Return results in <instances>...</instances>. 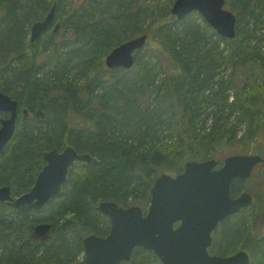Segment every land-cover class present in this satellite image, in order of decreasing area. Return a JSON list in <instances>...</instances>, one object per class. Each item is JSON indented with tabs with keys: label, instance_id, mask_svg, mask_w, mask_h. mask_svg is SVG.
<instances>
[{
	"label": "trees",
	"instance_id": "trees-1",
	"mask_svg": "<svg viewBox=\"0 0 264 264\" xmlns=\"http://www.w3.org/2000/svg\"><path fill=\"white\" fill-rule=\"evenodd\" d=\"M228 1L237 15L233 39L197 11L178 19L173 0H0V90L19 101L16 132L0 154V186L14 196L29 191L52 149L70 145L93 157L71 166L41 210L0 201V264H78L83 239L110 231L101 201L148 206L161 173L182 172L190 160L220 163L234 142L242 149L261 142L264 0ZM54 3V25L31 41V26ZM145 33L133 67L105 66L112 49ZM8 116L0 111V126ZM260 199L261 213L249 221L254 203L249 214L248 206L221 221L210 253L246 250L251 264H264ZM39 222L52 223L46 241L33 236ZM121 264L162 263L136 247Z\"/></svg>",
	"mask_w": 264,
	"mask_h": 264
},
{
	"label": "water",
	"instance_id": "water-1",
	"mask_svg": "<svg viewBox=\"0 0 264 264\" xmlns=\"http://www.w3.org/2000/svg\"><path fill=\"white\" fill-rule=\"evenodd\" d=\"M193 11L200 12L221 36L235 38L237 15L226 7V0H175L171 7V13L178 19ZM55 17L56 3L43 19L31 26V41L39 39L54 25ZM59 28L60 23H56L55 31ZM147 40L145 33L119 44L106 56V66L130 69L135 64V52ZM18 109L19 101L0 90V111L9 113L0 126V154L16 132ZM23 111L26 116L27 109ZM44 160L45 165L28 192L15 197L11 187L3 185L0 201L24 213L40 210L62 191L71 166L76 161L89 163L93 157L69 145L62 151L45 152ZM263 161L259 153L226 156L221 166L215 158L187 161L182 172L175 175L163 172L157 177L146 212L139 205L123 207L115 201H101L98 207L109 217L110 231L106 236L92 233L84 238L85 264H121L131 259L136 247L154 251L162 264H251L246 250L217 255L210 253L209 248L218 224L252 203L249 192L237 197L231 195L233 179H247ZM51 226V223H39L34 236L45 237Z\"/></svg>",
	"mask_w": 264,
	"mask_h": 264
},
{
	"label": "rangeland",
	"instance_id": "rangeland-1",
	"mask_svg": "<svg viewBox=\"0 0 264 264\" xmlns=\"http://www.w3.org/2000/svg\"><path fill=\"white\" fill-rule=\"evenodd\" d=\"M75 1V0H73ZM175 0H173L172 4L174 3ZM230 3L228 0H226V7L230 8ZM172 7V6H171ZM104 64H105V60H104ZM106 66V64H105ZM27 115H29V113H27ZM26 115V116H27ZM243 128V126H242ZM264 133V130H263ZM243 146L240 145V143L238 142H234L232 144H230L227 147V152L225 153V155L223 156V159L225 156L230 155V154H234V153H260L264 156V134L262 136V140L261 142H252L250 143L249 148L246 149H242ZM244 186L247 187V190H250L251 193H253L254 195V209H253V204L251 206H249L246 210L245 213L249 214L252 210V212L250 213V215L245 218L247 221H249L257 212L261 213L260 207H259V200L261 201L260 197H264V162L261 163L259 166H256L254 169V173L253 175L245 181ZM148 206H144L143 209L146 211L148 209ZM245 213L243 215H245ZM258 213V214H260ZM241 214V213H240ZM235 222V221H234ZM233 220H229V224H233L234 223ZM111 223V222H110ZM234 227V225H233ZM232 227V228H233ZM259 227H261L260 229L262 230V232H264V224H262V226L260 225ZM259 227H256L255 230H257ZM37 240H41L39 238H36ZM84 256V252H82L80 254V256L77 257V262L78 264L81 262L82 258Z\"/></svg>",
	"mask_w": 264,
	"mask_h": 264
},
{
	"label": "flooded vegetation",
	"instance_id": "flooded-vegetation-1",
	"mask_svg": "<svg viewBox=\"0 0 264 264\" xmlns=\"http://www.w3.org/2000/svg\"><path fill=\"white\" fill-rule=\"evenodd\" d=\"M59 151H62V150H59ZM224 159H225V158H224ZM224 159H223V161L220 162V163H223V162H224ZM254 169H255V168H254ZM253 173H254V170H253ZM253 173H252V175H253ZM174 175H175V174H174ZM252 175H251V176H252ZM251 176H250V177H251ZM250 177H248L247 179H244V180H242V179H240V178H235V179L238 181V182H237L238 185L236 186V190H235L234 192H232V189H231V195H232L233 197H237V196H239V195H240L241 193H243V192H249V193L252 195V197H253V202H254V195H253V193H251L250 190H247L248 188L244 186L245 181L248 180ZM233 181H234V179H233ZM233 181H232V182H233ZM9 186H10V185H9ZM10 187H11V186H10ZM27 192H28V191H27ZM25 193H26V192H25ZM60 193H61V192H60ZM22 194H23V193H22ZM12 195H13V193H12ZM20 195H21V194H20ZM58 195H59V194H57L56 196H58ZM13 196H14V195H13ZM18 196H19V195H18ZM56 196H54V197H56ZM15 197H17V196H15ZM54 197H52L51 199H53ZM51 199H50V200H51ZM50 200H49V201H50ZM49 201H48V202H49ZM5 202H6V201H5ZM48 202H47V203H48ZM253 202H252V203H253ZM7 204H8V203H7ZM8 205H9V204H8ZM46 205H47V204H46ZM46 205H45V206H46ZM247 207H248V206H247ZM247 207L242 208V209L239 210L237 213H239L240 211L244 210V209L247 208ZM15 209H16V208H15ZM42 209H43V208H42ZM34 210H35V209H34ZM40 210H41V209H40ZM31 211H33V210H31ZM31 211H29V212H31ZM23 213H24V212H23ZM27 213H28V212H27ZM226 218H228V217H226ZM226 218H225V219H226ZM39 223H44V222H39ZM39 223H37L36 225H38ZM47 223H50V222H47ZM220 223H221V222H220ZM220 223H219V224H220ZM219 224H218V226H219ZM36 225H35V226H36ZM51 225H52V223H51ZM35 226H34V228H35ZM218 226H217V227H218ZM217 227H216V228H217ZM34 228H33V231H34ZM216 228H215V229H216ZM51 232H52V226H51V228H50L48 234H47L45 237H41V238H39V239H41V240H43V241L48 240L49 237H50V235H51ZM33 236H34V234H33ZM34 238H36V237L34 236ZM83 240H84V239H83ZM83 260L85 261V251H84V256H83V258H82L81 261H83Z\"/></svg>",
	"mask_w": 264,
	"mask_h": 264
},
{
	"label": "bare ground",
	"instance_id": "bare-ground-1",
	"mask_svg": "<svg viewBox=\"0 0 264 264\" xmlns=\"http://www.w3.org/2000/svg\"><path fill=\"white\" fill-rule=\"evenodd\" d=\"M67 147V146H66Z\"/></svg>",
	"mask_w": 264,
	"mask_h": 264
}]
</instances>
